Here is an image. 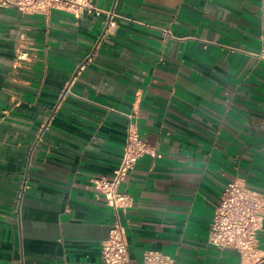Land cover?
I'll list each match as a JSON object with an SVG mask.
<instances>
[{"label": "crops", "instance_id": "1", "mask_svg": "<svg viewBox=\"0 0 264 264\" xmlns=\"http://www.w3.org/2000/svg\"><path fill=\"white\" fill-rule=\"evenodd\" d=\"M107 16L0 7V264H101L93 188L134 124L128 262L246 264L208 243L224 189L264 193V0H91ZM264 264V227L258 233Z\"/></svg>", "mask_w": 264, "mask_h": 264}, {"label": "built area", "instance_id": "2", "mask_svg": "<svg viewBox=\"0 0 264 264\" xmlns=\"http://www.w3.org/2000/svg\"><path fill=\"white\" fill-rule=\"evenodd\" d=\"M0 7L13 9L25 15L48 16L61 11L76 17L88 14H105L107 21L102 38L117 27L116 15L92 6L91 0H0ZM264 58V47L262 51ZM150 152L147 144L139 138L134 124L128 128L123 157L111 176H95L94 190L106 199L113 209L115 220L110 234L102 243L101 264H126L128 245L126 228L120 221L119 211L133 205V198L121 190L127 174L134 169L140 158ZM264 227V193L249 189L243 182L230 183L221 195L210 226L208 243L211 247L237 251L246 264H261L258 249V233ZM143 264H175V260L163 253L147 250Z\"/></svg>", "mask_w": 264, "mask_h": 264}]
</instances>
